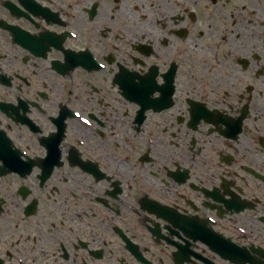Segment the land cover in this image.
I'll use <instances>...</instances> for the list:
<instances>
[{"label":"flooded vegetation","instance_id":"obj_1","mask_svg":"<svg viewBox=\"0 0 264 264\" xmlns=\"http://www.w3.org/2000/svg\"><path fill=\"white\" fill-rule=\"evenodd\" d=\"M0 264H264V0H0Z\"/></svg>","mask_w":264,"mask_h":264}]
</instances>
